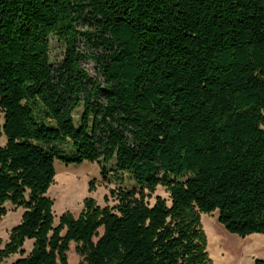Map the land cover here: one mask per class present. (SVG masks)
<instances>
[{
	"label": "trees",
	"instance_id": "obj_1",
	"mask_svg": "<svg viewBox=\"0 0 264 264\" xmlns=\"http://www.w3.org/2000/svg\"><path fill=\"white\" fill-rule=\"evenodd\" d=\"M0 110V218L24 209L0 262L68 264L74 242L82 264H211L200 212L214 210L264 234V0H0ZM55 160L99 162L103 179L114 160L136 187L55 225ZM158 186L169 201L150 203Z\"/></svg>",
	"mask_w": 264,
	"mask_h": 264
},
{
	"label": "rangeland",
	"instance_id": "obj_2",
	"mask_svg": "<svg viewBox=\"0 0 264 264\" xmlns=\"http://www.w3.org/2000/svg\"><path fill=\"white\" fill-rule=\"evenodd\" d=\"M86 27V25H80ZM80 48L86 52L98 55L100 52L89 47L86 41H80ZM64 43L58 37H49L50 63L56 66L63 58ZM84 69L93 77L99 78V64L88 60L82 62ZM82 114V106L73 113V118L78 126ZM3 123V112L0 110V124ZM6 143V137L0 135V146ZM65 152H71L69 143L61 145ZM107 179H103L99 162L83 161L80 164H64L59 160L54 161L56 175L46 195L53 201L52 214L54 224H58L59 217L63 213H70L78 217L81 213L86 199H93L95 203L104 207L114 205L115 199L111 196V190L130 189L136 187L135 181L128 173H121L119 179L112 174L110 169L114 166V160L107 165ZM92 188L90 190V183ZM160 195L169 201V194L162 186H158L150 199L153 203L154 197ZM6 212L0 218V249L7 241L12 228L21 221L23 207H14L5 204ZM200 230L203 236L204 251L211 264H254L256 259H264V234L253 233L245 237L228 232L218 221V210L210 213L200 212ZM103 229H98L102 234ZM97 238H94L96 241ZM32 247V240L27 239L24 249L28 252ZM19 254H11L4 258L0 264H12ZM68 264H82L83 257L77 253L74 242L69 243L67 251Z\"/></svg>",
	"mask_w": 264,
	"mask_h": 264
}]
</instances>
